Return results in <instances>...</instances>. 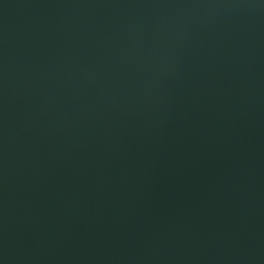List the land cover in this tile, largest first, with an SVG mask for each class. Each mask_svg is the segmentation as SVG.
<instances>
[{
    "label": "water",
    "instance_id": "1",
    "mask_svg": "<svg viewBox=\"0 0 264 264\" xmlns=\"http://www.w3.org/2000/svg\"><path fill=\"white\" fill-rule=\"evenodd\" d=\"M0 264H264V0H0Z\"/></svg>",
    "mask_w": 264,
    "mask_h": 264
}]
</instances>
